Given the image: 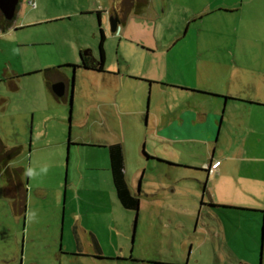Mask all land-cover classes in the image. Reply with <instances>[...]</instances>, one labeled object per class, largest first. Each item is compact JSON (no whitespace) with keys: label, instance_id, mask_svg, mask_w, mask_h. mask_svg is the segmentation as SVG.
<instances>
[{"label":"rangeland","instance_id":"374dc122","mask_svg":"<svg viewBox=\"0 0 264 264\" xmlns=\"http://www.w3.org/2000/svg\"><path fill=\"white\" fill-rule=\"evenodd\" d=\"M35 1L0 28V137L22 148L13 166L48 172L24 177L34 223L13 212L0 175V264H264L263 24L213 14L187 29L200 0H150L112 31L115 0ZM101 31L105 71L74 66L79 49L100 58ZM61 62L70 94L58 100L27 70ZM194 112L210 114L216 141L179 125ZM116 142L138 211L115 193Z\"/></svg>","mask_w":264,"mask_h":264},{"label":"crops","instance_id":"0c3cea01","mask_svg":"<svg viewBox=\"0 0 264 264\" xmlns=\"http://www.w3.org/2000/svg\"><path fill=\"white\" fill-rule=\"evenodd\" d=\"M30 0H28V3H29ZM261 1H263V4L261 5ZM126 5H125V12H126V18L129 17L131 15V13H134L136 15H143L146 13V11L148 10V7L150 5V0H148V3L146 6L142 7L141 9H137L135 8L134 6H132V1L130 0H127L126 1ZM115 3V1H114ZM245 4H247V8L245 6ZM19 5V4H18ZM262 6V7H261ZM115 7V5H114ZM114 7L112 8V10L114 9ZM261 7V8H260ZM260 9H262V13L260 14ZM17 10H18V7H17ZM17 10H16V14L17 16H19V18H25V16H27L29 14V12H27L26 14H23L21 11H19V13H17ZM247 10V11H246ZM15 14V16H16ZM213 14H217L218 16H243V17H252V18H256V21L259 20L260 21V24H263V27H264V0H200V3L197 4L196 6H193L191 7V12L189 15H186L184 20H183V24L186 26L187 29L190 28L191 24L197 20H199L200 18H203V17H206V16H210V15H213ZM16 18V17H15ZM258 21H257V24L255 23V26H254V29L258 28L259 25H258ZM120 27V26H119ZM6 31V30H5ZM183 37L179 36L177 39L180 40L182 39ZM177 42V41H175ZM79 51H82L81 49H79ZM64 63H67V64H64ZM69 62H61V64H59V67H65V65H72V64H68ZM75 63V62H73ZM78 64V63H76ZM62 65V66H60ZM53 69V73H55L54 75V79L52 78V76H46L44 70L45 69ZM35 68L34 70H27V72H44L45 74V80H46V85L47 87L50 89V91L54 94L53 92V89H52V82L58 78L59 76V73H57V71L55 69H57L55 66L54 67H49V68ZM61 73V77L65 78L64 75H63V70L60 71ZM20 76V75H19ZM1 79V78H0ZM2 81V80H0ZM54 96L59 100V99H63L61 97H58L54 94ZM194 118L192 119H189V123L186 124V121L185 119H180L179 121V125L185 127L187 129V131L190 133V136L189 138L191 140H202V141H207L209 142V140H212V138H215V134H216V126H214V122L212 123V120L210 119V114H203L201 112L199 113H196L194 112V115H193ZM175 118L173 119V121L171 122V126L173 127V129H176L175 126H177V130L178 133H181L182 129L181 127L175 122ZM193 122V124L191 123ZM78 124L79 121H78ZM193 125H195L196 127H194ZM201 127H205V132L204 133H201V134H193L194 133V130L195 131H198ZM173 132V131H172ZM192 136L195 137V139H192ZM171 137H174V134L173 133H170L168 138H171ZM1 138V137H0ZM2 140V138H1ZM3 141V140H2ZM216 141V138L215 140ZM4 143V142H3ZM112 144V143H111ZM5 146H7L5 143H4ZM8 147V146H7ZM14 147V146H13ZM21 147V146H20ZM8 148H11V147H8ZM21 152H22V148H21ZM15 159V158H14ZM13 160H11L8 164V167L10 168H13V167H19V166H13L11 164ZM220 159H216L215 161L213 160H210L209 163H205V168L207 165H215L216 163V168L213 170V173L216 172V169L220 166ZM23 168V167H21ZM24 169V168H23ZM128 171H129V167H128V163H126L125 161V175H126V179H127V182L129 184V187L131 189V191L133 193H136L129 181H128ZM208 173H212L210 172V170L208 171ZM0 175L2 176L3 178V195L4 197L5 196V193H4V188H5V185H6V179H5V176H4V169L2 168L0 170ZM8 198V197H6ZM11 203H12V209H13V212L16 214V215H23L22 213L20 212H17L15 209H14V203H13V199L12 198H8Z\"/></svg>","mask_w":264,"mask_h":264},{"label":"trees","instance_id":"16d2710c","mask_svg":"<svg viewBox=\"0 0 264 264\" xmlns=\"http://www.w3.org/2000/svg\"><path fill=\"white\" fill-rule=\"evenodd\" d=\"M127 0H115L116 9L125 11V5ZM132 6L138 10L146 6L148 0H130ZM100 16V11L97 12ZM15 17L12 20H8L4 17L0 11V28L7 30L14 22ZM105 35L101 31V40L99 43L100 58H98V64L96 66H89L86 62H82V66L85 68L93 69L96 71H105V50H104ZM53 69H45L46 76H49ZM110 171L112 175V181L115 189V193L120 204L129 210L138 211L140 207V195L139 193H133L129 187V184L125 175V153L124 147L120 142L112 143L108 145ZM21 153L20 146H14L8 148L4 145L0 138V170L4 169V176L6 179V185L4 188L5 196L13 199L14 209L17 212L25 215L27 210V186L26 179L23 176L24 169L21 167H8L11 160L17 157Z\"/></svg>","mask_w":264,"mask_h":264},{"label":"flooded vegetation","instance_id":"af4514ba","mask_svg":"<svg viewBox=\"0 0 264 264\" xmlns=\"http://www.w3.org/2000/svg\"><path fill=\"white\" fill-rule=\"evenodd\" d=\"M125 19H126V12L125 11H122V10H119V9H116V7H114V9L111 12V23L113 22V24H116V30L119 28V26L121 24H123V21ZM97 60H98V58L94 55V53H93L92 50H86L84 53H83V51H81V62L78 63V64H75L74 66H76V67H80V66L83 67L82 66V62H86L89 66H96L98 64V61ZM67 66H71V65H67ZM62 67H58L56 69L57 73H59V76H58V78H56L52 82V86L54 84L63 83L64 84V90H65V92H64V95L61 96V98H64V97L68 98V96L70 94V85L67 83V81L65 80V78H63V77L60 76L61 75L60 74L61 73L60 71L63 70ZM83 68H85V67H83ZM85 69H89V68H85ZM89 70H93V69H89ZM206 169L209 171L208 168H206ZM79 255H84V254H81L80 253Z\"/></svg>","mask_w":264,"mask_h":264},{"label":"water","instance_id":"95a60500","mask_svg":"<svg viewBox=\"0 0 264 264\" xmlns=\"http://www.w3.org/2000/svg\"><path fill=\"white\" fill-rule=\"evenodd\" d=\"M20 0H0V11L4 15V17L8 20H12L15 17L16 10L18 7ZM111 28L112 31L116 30V24L111 23ZM53 92L61 97L64 95V84L59 83V84H54L52 86Z\"/></svg>","mask_w":264,"mask_h":264},{"label":"clouds","instance_id":"9594fccd","mask_svg":"<svg viewBox=\"0 0 264 264\" xmlns=\"http://www.w3.org/2000/svg\"><path fill=\"white\" fill-rule=\"evenodd\" d=\"M12 53L14 55H19L21 53V49L20 48H13ZM47 172H48V166L47 165H44L43 167H41L39 172L34 167L29 166V167L25 168V170L23 172V176L27 177L30 180H33V179H36L40 175H46ZM25 215L27 217L28 223L37 222V212L32 210L31 208H29L26 211Z\"/></svg>","mask_w":264,"mask_h":264},{"label":"built area","instance_id":"2783aa9c","mask_svg":"<svg viewBox=\"0 0 264 264\" xmlns=\"http://www.w3.org/2000/svg\"><path fill=\"white\" fill-rule=\"evenodd\" d=\"M29 3H30V5H31L32 7H34V8L36 7V1H35V0H30ZM216 164H217V163H216ZM216 164H215V165H209V166L207 165L206 168H208V169L210 170V172H213V170H214V169L216 168V166H217Z\"/></svg>","mask_w":264,"mask_h":264}]
</instances>
